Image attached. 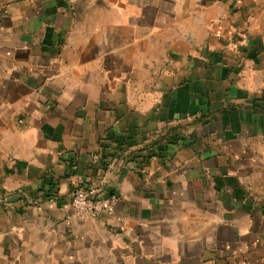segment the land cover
I'll return each instance as SVG.
<instances>
[{"label": "crops", "instance_id": "obj_1", "mask_svg": "<svg viewBox=\"0 0 264 264\" xmlns=\"http://www.w3.org/2000/svg\"><path fill=\"white\" fill-rule=\"evenodd\" d=\"M0 264H264V0H0Z\"/></svg>", "mask_w": 264, "mask_h": 264}, {"label": "built area", "instance_id": "obj_2", "mask_svg": "<svg viewBox=\"0 0 264 264\" xmlns=\"http://www.w3.org/2000/svg\"><path fill=\"white\" fill-rule=\"evenodd\" d=\"M116 198H99L94 187H79L71 201L72 216L85 219L92 216L110 213L114 210Z\"/></svg>", "mask_w": 264, "mask_h": 264}]
</instances>
